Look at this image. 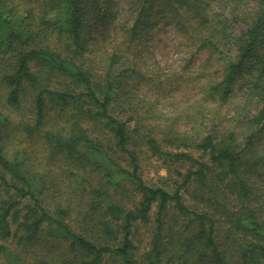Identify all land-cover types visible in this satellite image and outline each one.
<instances>
[{
  "label": "trees",
  "instance_id": "16d2710c",
  "mask_svg": "<svg viewBox=\"0 0 264 264\" xmlns=\"http://www.w3.org/2000/svg\"><path fill=\"white\" fill-rule=\"evenodd\" d=\"M155 3L156 14L173 19L194 51L216 55L223 65L221 80L207 85L211 97L226 101L238 83L255 100L256 113L241 119L252 132L243 142V132L230 125L197 127L200 155L193 157L185 132L167 126L165 142L174 151L163 149L155 137L159 127L146 122L151 108L140 115L128 102L125 78L138 72L125 66V48L115 46L101 72L84 63L89 19L104 27V41L116 29L115 11L100 17L98 0H0L3 107L18 113L0 112V240L14 245L0 244L7 264H102L106 258L140 264L132 237L154 208L146 264H264V143L254 147L257 135L264 140V0H133L131 10L138 12L126 43L146 39L139 29L149 25ZM175 76L147 80L176 92L189 77ZM200 115L174 114L171 121L202 125ZM19 128L23 141L40 143L42 168L31 163L26 147L3 142ZM143 147L169 164L176 180L145 183L138 160ZM62 184L70 194L60 192ZM192 185L201 195L191 206L183 193ZM49 192L57 203L52 209L43 203ZM41 238L48 245L37 257Z\"/></svg>",
  "mask_w": 264,
  "mask_h": 264
},
{
  "label": "rangeland",
  "instance_id": "374dc122",
  "mask_svg": "<svg viewBox=\"0 0 264 264\" xmlns=\"http://www.w3.org/2000/svg\"><path fill=\"white\" fill-rule=\"evenodd\" d=\"M101 2L100 17L104 16L105 9L115 11L114 28L110 30L107 38L103 41L102 33L104 27H97L98 24L93 22V19H89L90 30L86 35V46L88 52L84 54V63L87 66L97 68L98 72H101V66L106 64V58L111 54L115 46H122L123 50L125 48V57L127 59L126 67L130 66L135 68L138 72L137 77L125 78V91L131 96L132 100H128L131 103L130 107L138 106V113L140 115L146 114L147 110L151 108L150 114L146 117V122L152 125V128L158 126L157 134L155 137L161 142V146L165 150L174 151L167 142H165L166 132L168 130L167 126L172 127L173 131L176 133H183L189 139V143L193 142L192 147L189 148L193 157L200 155V152L194 147L195 142L200 141V136L196 135L195 128L202 127L203 130L209 129L210 126H216L217 130H224L227 125L231 126V129L236 132H243V136L239 137V141L248 136L252 129L246 125L241 119L245 115H253L256 113V103L255 100H248L243 92L238 88L240 87L238 83L232 85V94L226 101H221L217 96L211 97L207 91L208 84H214L218 82L223 77V65L217 61L216 55L209 56L205 51H194L193 45L187 41V39L182 36L175 27L173 19L163 18L156 14L157 10L161 11L159 4L155 3L150 9L151 14L148 17L149 25L144 26L139 29L140 33H143L141 40L134 41L131 44L126 43V28L128 30L131 28L135 15L137 14V9L131 10L133 0H98ZM107 1V2H106ZM22 20H18V24ZM120 27H124L120 31ZM123 33H125L123 35ZM125 38V39H124ZM103 61L101 64L99 62ZM92 67V68H93ZM141 74V75H140ZM143 74V75H142ZM188 76L189 81L185 87H181L176 92L169 89L166 84L157 85L154 82L148 81L147 78L153 77L154 79L159 78L160 80L167 82L168 79L175 75ZM157 76V77H154ZM179 77V76H175ZM177 79H180L177 78ZM6 91L0 88V112L3 114H18L14 111L4 109V100ZM202 105V106H201ZM143 106V107H142ZM203 107V109L201 107ZM199 108V109H198ZM201 110V111H200ZM193 111L203 114L199 116L202 125L197 122L192 121L185 122L182 119L171 121V117L174 114H192ZM122 119H125V112L120 115ZM14 121H18L16 117L12 115L11 117ZM191 120V119H190ZM200 123V124H201ZM11 130H14L15 123L10 124ZM132 128L133 122L130 123ZM202 131V130H201ZM155 133V132H154ZM153 133V134H154ZM21 138V139H19ZM24 135L22 134L20 128L16 134H10L8 137L3 138V142L9 140V145L11 149L15 146L16 148L26 147V151L31 161L35 163L37 167H43L44 154L40 151L41 145L35 140L23 141ZM255 138V137H254ZM258 135L255 139V146H260L264 143V140H260ZM260 140V141H258ZM244 142V141H243ZM16 144V145H15ZM39 148V149H38ZM144 151L139 153V174L142 179L148 185L161 186L160 180L165 177L172 178L176 180L175 173L170 170V166L163 162L159 157L153 156L148 152L147 147H143ZM183 150V149H182ZM96 160V157H93ZM206 158H204V161ZM41 165V166H40ZM60 165V164H59ZM106 166V165H104ZM113 167L112 165H110ZM126 166V165H125ZM173 168V166L171 167ZM186 166L180 168V172H185ZM57 169H53L55 172ZM257 171L251 170L250 175L252 178L257 179ZM115 180V179H114ZM178 180V179H177ZM181 182L180 180H178ZM111 186V185H110ZM61 191H65L70 194L68 189L64 184L60 185ZM112 187V186H111ZM112 194V190L109 189ZM195 193V194H194ZM201 195V191L195 185L189 187L187 193H183L185 203L187 205L197 204L195 199ZM74 202H79L78 197L73 198ZM77 206V203H74ZM43 203L46 204L50 209L56 205L55 199L52 197V193H44ZM85 203H81L84 206ZM87 207L85 208V210ZM156 210L153 209L151 212V219L147 224H138L134 229V234L132 237L133 244L136 246L134 258L140 264H146L144 261V256L146 252L150 250V242L152 237V231L155 226ZM172 209H170V214ZM40 245L37 247L35 255L40 257L42 253H46L43 244L48 245L44 238H41ZM0 244H5L11 249H13L12 242H4L0 240ZM38 244V241L35 242ZM24 250L32 251L34 248L30 247L21 248ZM23 256V255H22ZM31 257H33L31 255ZM0 264H7L4 256L0 252ZM102 264H120V261L113 260L111 258H106Z\"/></svg>",
  "mask_w": 264,
  "mask_h": 264
}]
</instances>
